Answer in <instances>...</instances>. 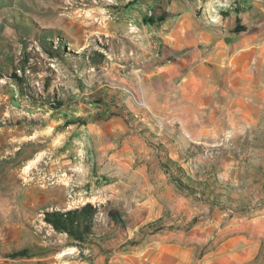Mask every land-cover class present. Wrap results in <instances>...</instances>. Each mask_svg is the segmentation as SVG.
<instances>
[{
    "label": "rangeland",
    "instance_id": "374dc122",
    "mask_svg": "<svg viewBox=\"0 0 264 264\" xmlns=\"http://www.w3.org/2000/svg\"><path fill=\"white\" fill-rule=\"evenodd\" d=\"M174 57L199 106L207 93L221 106L215 62L228 71V59L247 76L234 104L257 106L264 0H0V264H147L163 255L166 264H206L225 249L264 264V104L262 118L246 111L235 129L200 106L197 127L164 138L157 125L167 114L147 104L144 78ZM155 202L159 218L151 211L139 224ZM69 210L66 228L45 219ZM238 217L262 219L255 256L244 252L246 233L222 238Z\"/></svg>",
    "mask_w": 264,
    "mask_h": 264
},
{
    "label": "crops",
    "instance_id": "0c3cea01",
    "mask_svg": "<svg viewBox=\"0 0 264 264\" xmlns=\"http://www.w3.org/2000/svg\"><path fill=\"white\" fill-rule=\"evenodd\" d=\"M228 60L230 64L228 71L227 69L222 68L224 66L222 61L215 62L217 66L221 67L220 74L218 75L219 77H216V81H218L217 84H219L220 81L225 80V87L223 91L224 94L223 96L221 95L218 97V99L221 101V106H215L210 103L212 98L209 97V93H207V95H205L203 98L205 104L200 106H204L205 109L210 112V122L213 123L216 120L219 121L224 117L223 115L226 114V127L235 129L236 127H240V125L242 126L241 122L243 124L246 122V111H257L259 118H262L261 111L259 109L262 108L264 100L261 101L259 99V94L255 92L257 94V106L248 107L242 104H234V102L239 100V94L237 93L236 87L245 86V80L247 79V76L245 72L238 69L239 66L237 62L232 61V59ZM189 74L190 72H186L185 78L183 77L181 57H174L172 59L160 61L159 63L150 67L147 73H145V91L143 92V96L147 104L149 106L155 105L158 111L163 112L165 115L167 114L165 116L167 119L164 120L162 124L157 125V131L163 134L164 138L174 140L175 142L178 140V138L180 139L182 137L181 128L197 127V120L195 118L198 112L197 108L200 106L198 96H195V90L197 88L196 83L190 81L191 74ZM240 74L241 76L239 77ZM214 85H212V88ZM183 102L185 103L184 105L189 102L188 109H182L184 106ZM232 104L234 105L232 106ZM192 134L194 135L195 133L193 132ZM206 134L207 139L213 137V134L210 135L208 132ZM214 141L216 140H211L209 142ZM262 145L264 146V143ZM259 167L264 169V150L263 158L260 161ZM155 204L156 205H152V207L145 206L144 210L146 211L143 213V218H141L142 215H140L137 219L139 224L150 221V219L145 221V218L151 211H154L156 215V217L151 220L159 218L160 215L158 213H160L161 205L159 206L157 202H155ZM251 220L253 221L248 222L243 217L228 219L225 221L227 224L223 226L221 232L222 238H224V233H229L228 238L225 240H227V242L229 241L230 244H232V238L235 239L238 237L240 239L241 237H244L243 235L246 233L249 238L247 241H244V252H246V254L249 256H251L250 254L255 256L256 250L259 248L261 236L260 225L262 224V219L261 217H255ZM225 228H227V230H225ZM225 240H222L221 244H226ZM156 252L158 255L160 249L158 248ZM164 258L165 255L161 256V263L160 261H153L149 259L147 264H166L164 263ZM245 260V255L243 256L239 251L238 253H235L232 250L227 251L226 249L222 252L212 250V252H209V255L206 257V264H242L245 262ZM199 264H201V261Z\"/></svg>",
    "mask_w": 264,
    "mask_h": 264
},
{
    "label": "trees",
    "instance_id": "16d2710c",
    "mask_svg": "<svg viewBox=\"0 0 264 264\" xmlns=\"http://www.w3.org/2000/svg\"><path fill=\"white\" fill-rule=\"evenodd\" d=\"M74 210H69L66 212H48L45 215V219L50 222L55 228H66L67 222L70 218H72L71 213ZM27 249H22L21 251H16L10 254V256H18L22 254H26Z\"/></svg>",
    "mask_w": 264,
    "mask_h": 264
},
{
    "label": "built area",
    "instance_id": "2783aa9c",
    "mask_svg": "<svg viewBox=\"0 0 264 264\" xmlns=\"http://www.w3.org/2000/svg\"><path fill=\"white\" fill-rule=\"evenodd\" d=\"M144 12L146 13H151V10L150 9H146V8H143Z\"/></svg>",
    "mask_w": 264,
    "mask_h": 264
},
{
    "label": "bare ground",
    "instance_id": "6f19581e",
    "mask_svg": "<svg viewBox=\"0 0 264 264\" xmlns=\"http://www.w3.org/2000/svg\"><path fill=\"white\" fill-rule=\"evenodd\" d=\"M204 88H205V87H204ZM238 94H239V93H238ZM70 203H71V202H70ZM79 205H81V204H79ZM69 208H73V206H69L68 209H69ZM65 253H66V252H63V253H61V254H65Z\"/></svg>",
    "mask_w": 264,
    "mask_h": 264
}]
</instances>
